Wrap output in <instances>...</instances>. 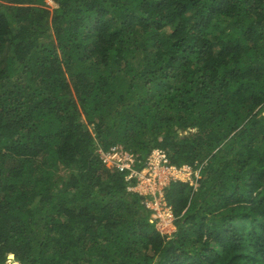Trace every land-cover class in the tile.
<instances>
[{
	"label": "trees",
	"instance_id": "1",
	"mask_svg": "<svg viewBox=\"0 0 264 264\" xmlns=\"http://www.w3.org/2000/svg\"><path fill=\"white\" fill-rule=\"evenodd\" d=\"M181 131V133H179ZM201 166L176 232L106 168ZM264 264V0H0V264Z\"/></svg>",
	"mask_w": 264,
	"mask_h": 264
},
{
	"label": "built area",
	"instance_id": "2",
	"mask_svg": "<svg viewBox=\"0 0 264 264\" xmlns=\"http://www.w3.org/2000/svg\"><path fill=\"white\" fill-rule=\"evenodd\" d=\"M99 156L106 168L124 175L129 191L145 197V205L152 211L150 222L164 236H172L176 231V217L166 191L173 183L188 184L197 191L204 165L178 166L163 149H155L142 161L120 145L99 149Z\"/></svg>",
	"mask_w": 264,
	"mask_h": 264
},
{
	"label": "rangeland",
	"instance_id": "3",
	"mask_svg": "<svg viewBox=\"0 0 264 264\" xmlns=\"http://www.w3.org/2000/svg\"><path fill=\"white\" fill-rule=\"evenodd\" d=\"M182 134V133H181ZM183 135V134H182ZM10 259V258H9ZM7 264H13V259H10Z\"/></svg>",
	"mask_w": 264,
	"mask_h": 264
},
{
	"label": "water",
	"instance_id": "4",
	"mask_svg": "<svg viewBox=\"0 0 264 264\" xmlns=\"http://www.w3.org/2000/svg\"><path fill=\"white\" fill-rule=\"evenodd\" d=\"M179 133H181V131H179ZM14 257H15L14 255H10L11 259H14Z\"/></svg>",
	"mask_w": 264,
	"mask_h": 264
},
{
	"label": "clouds",
	"instance_id": "5",
	"mask_svg": "<svg viewBox=\"0 0 264 264\" xmlns=\"http://www.w3.org/2000/svg\"><path fill=\"white\" fill-rule=\"evenodd\" d=\"M175 232H176V231H175ZM174 234H175V233H174ZM174 234H173V235H174ZM173 235H172V236H173ZM169 237H171V236H169ZM10 259H11V258H10Z\"/></svg>",
	"mask_w": 264,
	"mask_h": 264
}]
</instances>
